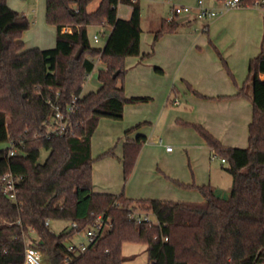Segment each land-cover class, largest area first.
<instances>
[{
  "label": "trees",
  "instance_id": "trees-1",
  "mask_svg": "<svg viewBox=\"0 0 264 264\" xmlns=\"http://www.w3.org/2000/svg\"><path fill=\"white\" fill-rule=\"evenodd\" d=\"M92 1L45 0V21L55 27V43L39 48L26 47L22 39L30 27L26 15L0 0V142L13 141L16 149L13 155L10 146L0 149V181L10 173L17 184L14 200L0 192V264H22L27 239L48 264H122L125 242L145 245L148 264H264V80L259 77L264 49L249 59L246 79L236 92L252 105L246 147L225 146L201 124L186 123L213 156L224 159L223 169L232 178L228 198L207 184L178 183L197 189L201 201L94 192L90 139L99 118L120 119L125 103L148 98L126 97L122 85L125 57L139 54V0H100L90 11ZM258 2L239 0V5ZM119 3L131 7L128 18L117 15ZM89 25L111 27L102 46L91 45ZM178 26L174 18L162 20L155 38ZM95 60L103 63L98 88L82 93ZM74 95L73 133L48 137L44 122L52 111L50 102L64 109ZM138 126L122 137L118 159L124 180L145 142L141 134L129 136ZM42 148L48 154L40 163ZM107 154L113 155L112 150L101 156ZM139 214L153 219L137 221ZM97 216L108 226L84 252L69 251L68 243ZM46 219H66L76 228L55 233Z\"/></svg>",
  "mask_w": 264,
  "mask_h": 264
},
{
  "label": "rangeland",
  "instance_id": "rangeland-1",
  "mask_svg": "<svg viewBox=\"0 0 264 264\" xmlns=\"http://www.w3.org/2000/svg\"><path fill=\"white\" fill-rule=\"evenodd\" d=\"M99 1L100 0H93L92 5L88 6L90 7L88 8V10H94L96 8V4ZM172 3L174 5L187 4H182L181 0H139L141 52L138 55L141 56V60L144 65L151 67L152 71L155 73L156 76L165 79L168 77L169 72L171 73L170 93L168 99L166 100V109H169L174 114V111L176 112L177 107L173 106L170 100L172 98H178V100H180L181 102V107L179 106V109L181 111L185 110V113H189L191 112L190 109L194 104L187 97L191 96L190 94L195 96L196 93L193 94L191 91L188 90L185 82L181 79V76L184 71L194 65L195 55L193 53H189L188 50H171L168 47L172 44V37H174L173 35H179V33L183 32L185 29H189L192 32L198 29L197 32L200 33L199 27L200 24L203 22V19L189 18L187 24L180 25V27H178L175 31L172 32H162L157 36V38H155L156 33L161 29L162 20H165L170 17H173L174 19L182 17L181 15L178 17H174L172 15V12L170 11V5ZM7 4L9 5V7L25 14L28 20L30 21V27L25 30L22 34V38L24 40H27L28 44H34L40 37H44V39L54 37L55 40V27L53 25L47 24L45 21V0H7ZM204 4L208 5L207 0H204ZM221 5L222 1H217L216 7H219ZM240 6L245 8L258 7L264 9V7L259 4ZM130 11L131 7L126 4L119 3L117 5V15L121 18H127L130 14ZM192 13L193 12H191L190 14L192 15ZM210 19L212 18H209L207 20L211 21ZM108 32V29H104V27H102L101 25L87 26V33L90 39V43L93 46H102L106 40ZM94 34H98V41L96 42L93 39ZM48 44L50 43H45V45ZM211 48L214 52V55L216 56L215 63L217 64V69L220 70L219 73L226 74L232 84L235 85L236 79L234 78V75L228 63V58L224 56L222 52L219 51L221 56L220 57L217 54L215 48L212 46ZM134 56H127L125 57V59ZM224 61L226 63L227 68L232 73L233 79L228 75ZM94 64L95 66L93 70L88 75L87 80L83 85L82 92L84 93L88 90L94 89L97 85V73L100 68V63L95 60ZM101 64L103 65L102 62ZM159 64L162 66V68H164V72L156 71L155 65ZM211 67L214 70L216 68V65L213 64ZM205 68L210 69V66H207ZM140 70L141 67L139 71ZM139 71H136L134 69L129 71L125 69L122 83H124L125 85L126 83H129L128 86L133 88L143 86L144 83H153V80H148L145 76H143V78L139 77V74L137 73ZM246 76L247 71L244 77L241 79V82L239 84L240 86L245 81ZM124 95L126 96L125 91ZM196 96L203 99H207L204 101H208L211 103L210 111L212 113V118L217 121V129L221 134V138H218L220 142H223V140L225 139L228 140L229 143H235L244 146L247 145L248 125L246 121H244V117H242L241 122H239L238 118L236 117L237 114L245 113L244 107H242V105L245 106L244 103H246L248 112H250L251 116L252 105L250 99L247 96L236 95V93L219 97H204L200 95ZM219 99H235L239 100V102H235L233 100L234 103L228 102L227 105L221 107L220 104H218L217 102ZM163 100L165 102V98L160 99V96L156 95L153 99L149 101L125 103L124 106H131L132 109L129 111V114L123 115L120 119H113L104 116L100 117L92 136V140L94 142L93 152H96L97 149L103 146L104 141H107L108 143L112 142V146L110 147V149L114 150L116 146L118 147L121 144L120 138L123 137L124 129H126L131 124V122H133L130 121V117H132V115L138 116L143 113L154 111L155 105L159 102L161 104ZM156 113L152 112L151 114L154 115ZM186 123L189 122H184L182 121V119L177 117L173 119V125L162 126L160 124L156 125L147 121L141 122L139 124V127L147 133L148 140L142 145L139 151V154L142 153V160L132 179L131 175L136 166V161L138 159L139 154L137 156L133 169L126 180H124L123 177L121 163L119 159L114 156V154L107 155H110L118 161L119 166L117 175L115 174L112 168L107 167L104 163H97L98 161H100L99 159H101L103 156H101V154H94L93 152L91 153L92 168H95L98 171L99 175H101V177H103L102 173L104 174L105 171H107V178L109 180L116 179L117 181L119 178V190H123L124 195L127 194V190H132V192H134L135 194H150L148 193L149 191H152L154 189H160V187L163 185L171 187H173V185L178 186V183L180 182L177 179H174L169 176L165 171L166 168L169 169L171 172L173 171L177 175L190 176L191 178H193L192 183L195 185L202 184V182H205L206 184H209V186L213 188L215 192H217L216 194L218 196H220L221 198H228L232 185V178L231 175L223 169V166H225L226 163L221 162V156H211L209 154L208 146L206 145L205 141L200 136V134L197 132V130L191 126L186 125ZM225 123L226 128H224ZM193 124H198V122ZM181 128H189L191 129V131L193 130L198 141L200 139L202 143V148H198L197 146L194 147L192 145L194 141H192L191 139L185 140L179 137L176 133V129ZM158 135L161 138V141H155V137L157 139ZM9 146V141L0 142V149ZM167 147H169L168 150ZM167 153H170V155H166ZM47 154L48 150L42 148L40 150L38 162H44ZM95 163H97L96 166ZM130 179L131 182L129 183ZM194 191V193H196V195L198 196V199L201 200L202 195L200 194V192L197 189H194ZM150 217L153 219L152 216ZM69 225V220L52 219L50 220L49 228L51 231L59 233L62 230L67 229ZM32 237L37 238V236L33 233ZM78 240H80V237L77 236L74 241L77 242ZM29 243L30 240L27 239L26 244ZM133 245L137 249H139L140 246L143 244L133 243ZM122 254L124 257V261L122 264H133L128 262L129 260L126 259L128 257H125V253ZM143 255V252L139 249L137 251V255L134 258V264L146 263ZM41 264H48L44 255L42 256Z\"/></svg>",
  "mask_w": 264,
  "mask_h": 264
},
{
  "label": "crops",
  "instance_id": "crops-1",
  "mask_svg": "<svg viewBox=\"0 0 264 264\" xmlns=\"http://www.w3.org/2000/svg\"><path fill=\"white\" fill-rule=\"evenodd\" d=\"M196 1L197 0H191V1L181 0V3L182 4L187 3L185 5L189 4L190 6H194ZM207 4L208 6L216 7L217 1L207 0ZM91 5L92 3L89 6ZM173 5H174L173 3L170 5V11ZM191 12H193L192 15L190 14ZM181 16L182 17L185 16L186 19L180 22L178 27H180V25L182 24H187L189 18H197L196 9L192 8V10L189 13L182 14ZM168 19L169 18H167L166 20ZM199 19H203L202 20L203 22L200 24L199 27L200 33L197 32L198 29L194 30V32L190 31L189 29H185L183 32L179 33V35H173L174 37H172V44L168 47L171 50H179V51L188 50L189 53H193L195 55L194 65L189 67L186 71L183 72L181 79L185 82L188 90L191 91L193 94L196 93V95H200L204 97L205 96L219 97V96L235 94L238 90V87L240 86L239 84L241 82V79L244 77L247 71L249 59L257 55L261 49H264V9L258 7L245 8L238 5L213 17L212 19H210L211 21L207 20L206 18H199ZM102 27H104V29L105 28L108 29V31H110L111 29V27L108 25H103ZM65 31H70V28H66ZM23 41L26 47H39V48H50L53 47L55 43L54 37L53 38L50 37L47 39L46 38L44 39V37L42 38L40 37L37 40V42H35L34 44H28L27 40L24 39ZM45 43H50V44L45 45ZM210 45L214 47L216 51L222 52L223 55L228 58L229 61L228 60L227 61L230 65L234 78L236 79L235 80L236 85L232 84V82L226 76V74L219 73L220 70L217 69V64L215 63L216 56L214 55V52ZM140 52L141 49H140V36H139V53ZM96 61L100 63L99 70L102 69L103 65L101 64L100 60H96ZM124 64H125V69L129 71L133 69L139 71L141 67V70L137 72L139 74V77L143 78V76H145L148 80H153V83H149V84L144 83L143 86L137 88L129 87L128 86L129 83H126V85L122 83L123 90L126 93V97H146L148 98L146 101L153 99L156 95L157 96L159 95L160 99L165 98V102L163 100L161 104L159 102L158 104L155 105L154 111L143 113L138 116L132 115V117H130V121L133 122H131V124L126 129L146 121L156 125L160 124L162 126L173 125V119L178 117L182 119V121L184 122H189V123L198 122V124H201L214 137H216L217 139L221 138V134L217 129V121H215V119L212 118V113L210 111L211 103L208 101H204L207 99H203L189 93L191 96H188L187 98L191 100V102L194 105L190 109L191 112L185 113L186 112L185 110L181 111L179 109V106L181 105L180 100H178L177 97H176L177 99L172 98L170 100L172 105L177 107L176 112L174 111L173 114L169 109H166V100L168 99L170 93L171 73L169 72L168 77L165 79L156 76L150 66L144 65V63L141 60V56L139 55L126 58ZM213 64L216 65V68L214 70L211 67ZM207 66H210V69L205 68ZM155 67L160 68L164 72V68H162L160 64L155 65ZM162 71H158V72H162ZM259 77L260 79L264 80V73H260ZM98 85L99 83L97 80L96 87L94 89L88 90L87 92L95 91L98 88ZM175 100L177 101V103H174ZM233 100L235 102H239V100H235V99H219L217 102L218 104H220L221 107H224L225 105L228 104V102L234 103ZM244 105L245 106L242 105V107H244L245 113L237 114V116L236 115L235 116L238 118L239 122H241L242 117H244V121H246L248 125L251 120V116H250V112H248L246 103H244ZM131 109H132L131 106L130 107L123 106L122 116L125 114H129V111ZM152 112L154 113L157 112V113L153 115L151 114ZM224 128H226V123ZM126 129H124V131ZM124 131H123V135H124ZM176 133L179 137L185 140L191 139L192 141H194L192 144L194 147L197 146L198 148H202V143L200 139L198 141L193 130L191 131V129L189 128H181V129H176ZM140 134L145 137V142H146L148 140V135L139 126L136 130L130 133L129 136L133 137L135 135H140ZM92 136L90 139L91 153L93 152V143H94L92 140ZM120 140H121V144L118 147L116 146L114 150L111 149L112 153L117 158L121 157L122 154V138H120ZM158 140L161 141L159 135L157 136V139L155 137V141ZM223 142L226 146L229 145V147L243 148L247 146V145L244 146L235 143H229L228 140L225 139L223 140ZM223 142L221 143L223 144ZM107 143H108L107 141H104L103 146H101L99 149L96 150V152L93 153L102 154L108 151L112 146L111 145L112 142L108 144ZM209 154L213 156L210 148H209ZM166 155H170V153H167ZM99 160L100 161H98L97 163H101V164L104 163L107 167L112 168L115 174L117 175L119 165H118V161L115 158L111 157L110 155H105ZM141 160H142V153L139 154L138 156V159L136 161V166L131 175V179L133 178V175L135 174L137 168L139 167ZM97 163H95V166ZM165 171L169 176H171L174 179H177L180 183L193 184L192 183L193 178H191L190 176L177 175L173 171L171 172L169 169L166 168ZM102 176L103 177L99 175L98 171L95 168L94 169L92 168V182H93L92 190L94 192L113 193V194L119 193L120 191L119 190L120 182H118L119 178L117 181L116 179L109 180L107 178L108 177L107 171H105L104 174L102 173ZM131 179L129 183L131 182ZM202 184H206V183L202 182ZM197 185H201V184H197ZM194 192H195L194 189L182 187L180 185L178 186L173 185V187L163 185L160 187V189H154L152 191H149L148 193L150 194H135L134 192H132V190L130 191L127 190V194L125 196L131 199L150 198V199H163V200L201 201L202 199L201 200L198 199V196ZM214 193L216 194L217 192L214 191ZM76 237L77 236L75 235L72 241H74ZM139 249L144 254L143 257L145 258L146 261V263L144 264H148L145 245H141ZM139 249H137L132 242H125L122 244V253H125V257H128L126 258L129 260L128 262L133 264L135 263L134 258L137 255V251ZM123 261H124V257H123Z\"/></svg>",
  "mask_w": 264,
  "mask_h": 264
},
{
  "label": "built area",
  "instance_id": "built-area-1",
  "mask_svg": "<svg viewBox=\"0 0 264 264\" xmlns=\"http://www.w3.org/2000/svg\"><path fill=\"white\" fill-rule=\"evenodd\" d=\"M259 5L264 7V0H259ZM239 5V0H223L222 5L219 7H212L204 4V0H197L194 6L190 5H173L171 8L172 15L174 17L182 14L189 13L192 8L196 9L197 18H213L220 13L236 7ZM173 19L170 17L168 20ZM64 28L63 31H65ZM94 41H98V34H94ZM78 97L76 95L72 96L69 103L65 106L64 109H61L57 104L50 102L51 106V114L48 119L44 122L46 135L49 137L51 135H64L67 133H73V124H72V116L76 110V102ZM174 103H177L175 100ZM169 147H167V150ZM16 153L15 145L13 141H10V149L8 150L9 155H13ZM221 162H224V159L221 158ZM0 192L7 195L11 200L15 199V195L17 192V184L16 179L10 174H5L0 181ZM136 214L132 212L130 215ZM141 219L145 221H151L152 218L149 214H139L137 217V221ZM45 225L50 224V220H45ZM108 225L103 222L100 216L96 217L95 222L79 231L76 236L80 237V240L77 242L71 241L68 243L67 249L69 251L76 252H84L90 244H92L102 229H105ZM69 228H76L75 222H70ZM43 253L37 248L35 245L26 244L24 250V260L22 264H41ZM67 257L65 261H67Z\"/></svg>",
  "mask_w": 264,
  "mask_h": 264
},
{
  "label": "water",
  "instance_id": "water-1",
  "mask_svg": "<svg viewBox=\"0 0 264 264\" xmlns=\"http://www.w3.org/2000/svg\"><path fill=\"white\" fill-rule=\"evenodd\" d=\"M185 19H186V17L183 16V17H179L178 19H176V21H177V23H180V22L184 21ZM80 52H81V48H79V49L76 51V53H75V57H78L79 54H80ZM113 76H114V75H113Z\"/></svg>",
  "mask_w": 264,
  "mask_h": 264
}]
</instances>
